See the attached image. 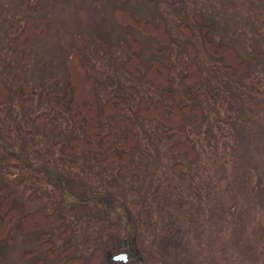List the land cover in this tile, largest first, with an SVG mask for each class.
<instances>
[{
	"label": "rangeland",
	"instance_id": "rangeland-1",
	"mask_svg": "<svg viewBox=\"0 0 264 264\" xmlns=\"http://www.w3.org/2000/svg\"><path fill=\"white\" fill-rule=\"evenodd\" d=\"M115 8L152 22L163 17L172 39L169 54H157L151 39L118 24ZM42 16L43 31L29 48L17 50L11 43L26 19L36 26ZM179 24L189 28L193 51ZM203 25L210 39L232 46L248 62L239 80L202 68L220 64L203 45ZM128 35L139 42L141 72L151 57L169 66L179 104L192 101L181 80L185 65L200 66L203 116L199 123L186 119L195 150L188 165L178 167L187 159L170 150L183 137L162 135L159 123L136 113L138 96L158 100L160 88L127 73L121 42ZM73 49L92 67L99 106L121 89L119 109L101 126L102 133L129 117L138 134L132 159L143 170L119 177L116 170L89 164L101 151L75 158L63 153L66 139L81 130L72 131L66 113L40 97L42 91L62 94ZM25 54L23 82L15 84ZM0 82L13 91L0 101V187L8 188L2 197L11 191L24 212L59 209L64 217L63 224L45 230L58 251L54 258L38 247V232L14 228L10 244L0 242V264H61L64 258L87 257L99 233L114 224L100 241L96 264H122L110 259L122 251L130 253L126 264H264V0H0ZM26 112L31 119L45 113L60 140L54 143L51 134L33 127Z\"/></svg>",
	"mask_w": 264,
	"mask_h": 264
},
{
	"label": "trees",
	"instance_id": "trees-1",
	"mask_svg": "<svg viewBox=\"0 0 264 264\" xmlns=\"http://www.w3.org/2000/svg\"><path fill=\"white\" fill-rule=\"evenodd\" d=\"M37 1V0H32ZM115 20L124 27L136 29L145 37H148L156 45V53L168 55L170 52L171 36L166 28L163 17H158L156 22H152L144 17L134 15L121 8L114 9ZM46 18L41 17L40 23L34 26V19L28 17L18 36L11 44L17 49L29 48L37 32L43 31ZM178 28L185 35L186 45L193 51V44L190 41L191 32L187 25L179 24ZM209 28L202 26L201 38L207 53L220 61V64L203 66L207 72L215 70L224 71L233 81L239 80L249 68L247 61L241 60L235 49L224 43L217 44L207 36ZM121 46L126 53L124 67L128 74L142 79L144 82L157 85L160 88L158 100H152L145 96H138L137 115L145 120H153L162 127L160 133L165 136L179 135L183 140L174 143L171 151L184 154L187 159L185 164H177L183 167L192 162L195 158L193 141L187 137L186 119L194 118L195 123L202 119L203 111L200 97L202 93V79L199 74L200 66L195 62L185 65V72L181 78L186 86V95L192 100L188 104H179L172 92V79L169 66L157 58L151 57L149 65L144 72L138 68L140 58L138 55L139 42L128 35L126 41L121 42ZM104 55H107L106 48ZM27 61L25 54L21 59V64L17 66L14 78L15 84H21L24 74L23 64ZM67 79L60 95H48L45 91L41 92V102L46 101L51 109H59L66 113L69 119L71 130H81V135H71L66 139L65 146L62 148L64 154L71 158L78 157L80 154L95 155L101 151L102 156L89 162L91 165L99 166L103 169L116 170L119 177H124L135 168L144 169V165L132 159L131 150L138 142V134L133 131V121L129 117H124L121 121H116L110 125L107 133H102L101 126L106 120L114 115L120 106L121 89L116 88L114 95L108 97L99 106L96 94V78L89 61L81 55L78 49H73L66 59ZM125 91L134 92L131 87H124ZM13 91L4 83L0 82V101H6L11 97ZM22 101L23 107H27ZM27 121L32 126L41 130L46 135H52L54 143L60 140L59 129L56 124L47 117L45 113L28 118ZM56 177H59L56 175ZM7 186L0 187V242L10 244L9 233L12 229H17L22 233L38 232V247L46 251L48 257H55L57 249L50 240V235L45 230L53 226L63 224L64 217L59 209L51 212L35 211L24 212L21 204L14 201L13 192L9 191L6 196L2 194L7 191ZM115 225V224H114ZM104 228L94 240V248L89 255L79 257L64 258L61 264H96L99 254V244L103 236L114 229L116 226ZM69 232V231H68ZM72 253L74 247L70 246L67 250ZM32 251L29 255L33 254ZM25 258H30L28 254ZM35 264V263H34ZM36 264H43V261Z\"/></svg>",
	"mask_w": 264,
	"mask_h": 264
},
{
	"label": "water",
	"instance_id": "water-1",
	"mask_svg": "<svg viewBox=\"0 0 264 264\" xmlns=\"http://www.w3.org/2000/svg\"><path fill=\"white\" fill-rule=\"evenodd\" d=\"M110 259L114 262H120L122 264L128 263V254L125 252H120L113 254Z\"/></svg>",
	"mask_w": 264,
	"mask_h": 264
},
{
	"label": "flooded vegetation",
	"instance_id": "flooded-vegetation-1",
	"mask_svg": "<svg viewBox=\"0 0 264 264\" xmlns=\"http://www.w3.org/2000/svg\"><path fill=\"white\" fill-rule=\"evenodd\" d=\"M128 256H129V259H130V258H131V257H130V253H128Z\"/></svg>",
	"mask_w": 264,
	"mask_h": 264
}]
</instances>
